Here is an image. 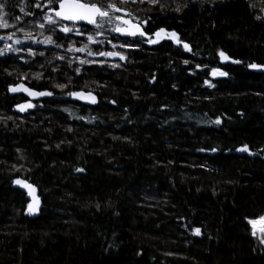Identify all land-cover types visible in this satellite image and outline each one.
Segmentation results:
<instances>
[{
    "label": "trees",
    "instance_id": "trees-1",
    "mask_svg": "<svg viewBox=\"0 0 264 264\" xmlns=\"http://www.w3.org/2000/svg\"><path fill=\"white\" fill-rule=\"evenodd\" d=\"M214 1L164 0L155 11V24L191 44L187 65L190 55L162 43L123 61L80 53L105 63L77 66L59 34L63 47L17 44L47 55L0 59V264H264L245 219L264 214V73L248 69L264 65L262 5ZM0 2L9 23L25 27L30 5ZM97 45L89 47L122 52ZM217 49L241 65L205 84L207 71L193 63L209 67ZM20 83L53 95H9ZM28 100L33 107H15ZM245 144L258 156L238 150ZM16 179L37 188V217L26 215Z\"/></svg>",
    "mask_w": 264,
    "mask_h": 264
},
{
    "label": "snow or ice",
    "instance_id": "snow-or-ice-1",
    "mask_svg": "<svg viewBox=\"0 0 264 264\" xmlns=\"http://www.w3.org/2000/svg\"><path fill=\"white\" fill-rule=\"evenodd\" d=\"M24 2V0H22ZM150 4L157 3V0H148ZM58 5V7H56ZM36 8H47V12L44 15V20L48 24H55L59 27L61 31L64 33H75L76 35L80 36H87V43H81L80 47H76L74 44H70L68 47L69 51H75L80 53H86L87 56H101V57H119L120 60H126L127 56L123 52L119 51H99L94 52L92 48L89 47V44H97V43H103L104 41H97V36L104 35V31H102L105 26H110L108 29L111 32H116L123 34L128 37H149L146 40V43L149 45L158 43L161 39L168 37L172 40H174L177 44H183V47L187 49L188 51H191V47L188 43L183 42L179 39L178 34L172 30L169 31L163 27L157 29V31L154 34H150L149 32L145 31L142 27L141 23L135 22V18H126L131 17V13L127 12L125 9L120 8L115 3H109L107 8L104 6L91 2V0H45L44 4L41 5L40 0H36V3L34 5ZM6 7V3L0 2V29H7L9 27L16 28L17 31L25 32V40H32V42L36 43L34 37H32L31 32H27L24 28L19 27L17 28L15 24H10L8 19L6 18L8 14L4 11ZM163 7V5H161ZM21 11L24 12V8H21ZM177 11H179V8H177ZM125 13V15H116V13ZM25 15H34L32 12H25ZM261 17H257V19H260ZM22 17L16 16L15 20L20 21ZM68 22H71V26ZM79 22H85L88 25L94 26L95 31H85L84 29L78 27ZM143 24H147L148 21H143ZM38 26L43 29L45 27L44 23H38ZM154 35L155 39L151 38ZM15 37V32L8 34L7 36H0V40H13ZM107 39V37H105ZM108 43H112L111 40H107ZM15 44H21L22 41L20 39L14 40ZM42 43L44 44H55L56 47H63V45L56 43L55 40H53L52 36H46ZM116 45L113 44V49H115ZM120 47L123 48H139V43L132 42L129 43L127 40H125L123 43H121ZM27 51L31 55H35V52L31 47L26 48H19V47H13L11 44H5L4 48H0V56L5 55L7 52H21V51ZM43 54V53H41ZM220 56L222 58L227 59L225 57V54L223 51L220 52ZM60 59H64V57H59ZM23 59V57H21ZM79 62L81 64H92V63H105L104 60L95 61V60H86V59H80L77 57ZM184 64H188V60L183 61ZM235 63H241V61H234ZM112 67H118L119 65L112 64ZM197 67H201V65H197ZM250 68H262L264 65H259L256 63L250 64ZM77 73L81 71V69L78 67L75 69ZM39 75V74H37ZM212 75L213 76H227L228 73L225 71H221L219 69H212ZM153 80H155V76L152 77ZM206 84H209V81H205ZM22 85L18 86H9V91L16 92L18 91ZM57 87L63 89L66 87L65 84H58ZM173 87H176V85H173ZM25 92H27L31 96H44L48 95L51 96L53 93L51 92H38L33 91L29 88H23ZM67 95L78 98L81 100L90 101L92 103H95L96 97L92 95V93H85L84 91H72L67 93ZM113 103H116V101H112ZM17 109H19L21 112L25 111L26 108H31L33 105L31 102H28L27 104H18L15 106ZM216 124H220V118L217 117L215 120ZM217 149L212 148L211 151L215 152ZM239 151H245L249 152L251 154V151L249 149V146L247 144L243 145ZM203 151V149H201ZM76 171L83 172V168H77ZM14 183L22 185L23 187L29 189L30 194L35 191L32 184L28 183L26 180L16 179ZM99 207V205H97ZM27 211L29 214H34L39 211L38 202L29 203ZM249 225H251V235L253 237H256L259 240V243L261 245H264V215L256 217V218H245ZM194 235H201V229L199 227H196L192 229Z\"/></svg>",
    "mask_w": 264,
    "mask_h": 264
},
{
    "label": "flooded vegetation",
    "instance_id": "flooded-vegetation-1",
    "mask_svg": "<svg viewBox=\"0 0 264 264\" xmlns=\"http://www.w3.org/2000/svg\"><path fill=\"white\" fill-rule=\"evenodd\" d=\"M164 0H157V3L155 4H150L148 2V0H91V2H95L98 3L102 6H104L105 8H107L108 4L111 3H115L117 4L118 7L125 9L127 12L131 13V17H126V18H135V22L141 23L142 27L144 28L145 31L149 32L150 34H154L157 29L163 27L169 31L174 30L177 34L180 40H182L183 42H186L190 45L191 47V51H188L187 49H185L183 47V44H177L174 40L165 37L163 39H161L158 43L156 44H152L149 45L148 43H146V40L149 37H128L125 36L123 34L120 33H116V32H111L108 29L110 28V26H105V28L102 30L104 31V35L102 36H97L96 40L97 41H104L102 44L106 47H112L113 46V42H118L116 43V47L118 49H120L123 53H125V55H127V53H129L132 50H138V49H151V48H155L158 45L162 44V43H166L170 46L171 49H178L181 52L190 55L192 57V60H188L189 63H191V61H196V59H194V50L191 46V44L189 42L186 41V38L181 34L180 30L177 28H173L170 26H163L161 24H155L153 20H156V15H155V11H159L160 9H163V7H161V5H163ZM205 0H187V3L189 5L192 6H199L201 3H203ZM245 2L249 3H260L262 5L261 7V13H262V17L264 18V0H244ZM45 2V0H40L41 5H43ZM24 3L30 5L28 11L34 13V15H26V19H25V27L19 26L24 28L27 32H31L32 37L35 38V40H43V37L49 36L48 34L51 33L52 37L53 35L59 34L63 37H66L69 41V43H67L68 45H70L71 43L74 44L76 47H80L81 41H87V36H80V35H76L75 33H64L63 31H61L59 29V27L55 24H48L45 20H44V15L47 12V8L41 7V8H36L34 5L36 3V0H24ZM214 3H225V0H215ZM56 7H58V5H56ZM116 15H125V13L121 12V13H116ZM143 21H148L147 24H143ZM38 23H44L45 27L43 29H41L38 26ZM69 25L71 26V22H68ZM12 24H16V23H12ZM17 28H19L16 25ZM78 27L84 29L85 31H95L94 26L92 25H88L84 22H79ZM15 32V37L13 40H0V48H4L5 44H11L13 45V47H17V44L14 43L15 39H20L21 41L24 40L25 37V32H18L16 30V28L13 27H9L7 29H3L0 31V36H7L8 34H11ZM105 37H107V39H105ZM153 39H155L154 35L151 37ZM107 40H111L113 41L112 43H108ZM125 40H127L129 43L132 42H136L139 43L140 47L139 48H123L120 47L121 43H123ZM96 46H98L97 44H95ZM100 45V44H99ZM108 45V46H107ZM223 51L221 49H217L216 50V61L215 63H213L212 65H210L209 67H197V63H193L195 65V70H203V71H207V79H205V81H209V85L212 84L214 81L220 80L225 78L226 76H213L212 75V69H219L221 71H225V68L229 65H233V66H239L241 65V63H235L234 61H238L235 60L233 58H231L226 52H224L225 57H227V59L222 58L220 56V52ZM38 55H41V53L35 51ZM60 55L62 56L64 54V52L62 50L59 51ZM44 55L48 54V50H46L44 53ZM27 56V57H32L33 55L29 54L27 51L23 52H7L5 55L0 56L1 58H17V56ZM77 57H79L81 59V55L80 52H75V54L73 55L72 59H76V65L80 66L81 63L79 62V60L77 59ZM184 60H182L183 62ZM184 64V62H183ZM249 70H252V68H250L248 66ZM253 71V70H252ZM226 72V71H225ZM254 72V71H253ZM256 73V72H255ZM204 81V82H205ZM206 84V83H205ZM10 86V85H9ZM9 86H8V93L9 95H14L11 93V91H9ZM16 86V85H13ZM28 102H31L30 100H28ZM27 102V103H28ZM14 109V107L12 108V110Z\"/></svg>",
    "mask_w": 264,
    "mask_h": 264
},
{
    "label": "water",
    "instance_id": "water-1",
    "mask_svg": "<svg viewBox=\"0 0 264 264\" xmlns=\"http://www.w3.org/2000/svg\"><path fill=\"white\" fill-rule=\"evenodd\" d=\"M80 23H81V22H80ZM84 23H85V22H84ZM252 70H253L254 72H256V73H264V67H262V68H252ZM18 85H22L23 87H21V88H20L18 91H16V92H22V93H24V94H26V95H28V96H31V95H29L27 92H25V91L23 90V88H25V87L28 88L26 85H24V84H22V83H20V84H18ZM18 85H16V86H18ZM29 89H30V88H29ZM33 91H35V90H33ZM85 93H89V92H85ZM92 95H94V94L92 93ZM94 96H95V95H94ZM33 97L40 98V97H42V96H33ZM95 97H96V96H95ZM76 99L79 100L80 102L86 104V105H93V104L96 103V101H95V103H92V102H90V101L81 100V99H78V98H76ZM96 100H97V99H96ZM248 155L251 156V157H257V156H258L257 154H252V153H251V154L248 153ZM13 186L16 187V188H19L20 190H22V191L25 193V195H26V197H27L29 203L38 202V207L40 208L39 192H38L37 188H36L34 185H33V187H34L35 191H34L33 193H31V194H30V192H29V189L23 187L22 185H19V184L14 183ZM27 208H28V206H27ZM38 212H39V211H38ZM38 212H36V213H34V214H29L28 211H27V209H26V215L29 216V217H31V218H35V217H37Z\"/></svg>",
    "mask_w": 264,
    "mask_h": 264
},
{
    "label": "bare ground",
    "instance_id": "bare-ground-1",
    "mask_svg": "<svg viewBox=\"0 0 264 264\" xmlns=\"http://www.w3.org/2000/svg\"><path fill=\"white\" fill-rule=\"evenodd\" d=\"M11 93H22V92H11ZM24 94V93H23ZM24 95H26V94H24ZM26 96H28V95H26ZM45 96H47V95H44V96H42V97H40V98H43V97H45ZM28 97H32V98H35V99H40V98H37V97H33V96H28ZM27 209V208H26Z\"/></svg>",
    "mask_w": 264,
    "mask_h": 264
},
{
    "label": "rangeland",
    "instance_id": "rangeland-1",
    "mask_svg": "<svg viewBox=\"0 0 264 264\" xmlns=\"http://www.w3.org/2000/svg\"><path fill=\"white\" fill-rule=\"evenodd\" d=\"M30 99H32V97H30ZM34 99V98H33ZM31 101V100H30ZM24 104H27V102H25ZM31 104L33 105L32 101ZM28 108H26L25 110H27ZM264 215V214H263ZM262 216V215H261ZM250 229H251V225H250ZM256 238V237H255ZM257 239V238H256ZM257 241L259 242V240L257 239ZM264 247V245H262Z\"/></svg>",
    "mask_w": 264,
    "mask_h": 264
}]
</instances>
